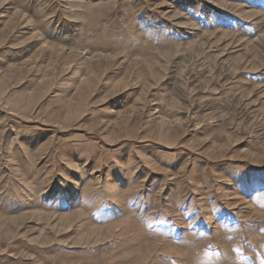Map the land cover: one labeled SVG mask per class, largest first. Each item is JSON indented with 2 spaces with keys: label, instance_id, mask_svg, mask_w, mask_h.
Returning <instances> with one entry per match:
<instances>
[{
  "label": "rangeland",
  "instance_id": "obj_1",
  "mask_svg": "<svg viewBox=\"0 0 264 264\" xmlns=\"http://www.w3.org/2000/svg\"><path fill=\"white\" fill-rule=\"evenodd\" d=\"M0 264H264V0H0Z\"/></svg>",
  "mask_w": 264,
  "mask_h": 264
}]
</instances>
